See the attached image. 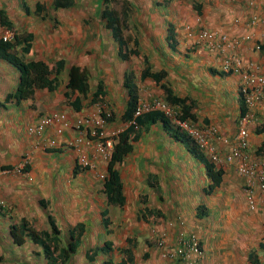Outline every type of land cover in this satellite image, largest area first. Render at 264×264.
Masks as SVG:
<instances>
[{
    "label": "crops",
    "instance_id": "crops-1",
    "mask_svg": "<svg viewBox=\"0 0 264 264\" xmlns=\"http://www.w3.org/2000/svg\"><path fill=\"white\" fill-rule=\"evenodd\" d=\"M26 1L32 8L35 0ZM170 1L157 3L155 12L165 21L169 17L175 22L179 47L162 50L155 40L156 35L141 28L148 33L145 42L148 48L142 44L145 33L141 31V35H136L141 55L122 60L117 43L100 21L98 6L94 10L91 0H74L71 6L59 10L52 9V0H49L40 16L25 13L18 7L3 8L0 0V8L8 13L16 30L32 34L27 60L31 57L51 66L57 61L64 62L54 91L36 90L32 99L0 107V264L45 263L46 257L38 245L28 240L22 245L12 241V224L24 219L37 230H50L49 218L52 217L60 230L59 245L65 246L70 241V236L64 235H69V219L79 218L92 210V206L106 203L99 174L107 173V164L95 152L92 141L73 148L69 142L75 134L66 130L61 136H55L57 146L51 148L46 144L54 137V127H46L40 135L28 132L30 126L53 111L65 112L70 120L96 113L100 102L91 103L89 98L81 97L79 110L64 103L67 70L71 65L89 70L90 94L98 80L103 81L102 103L111 112L107 130L125 123L122 117L129 86L136 85L139 101H150L156 96L170 104L163 98L162 85L165 84L173 94L187 98V103L192 105L193 117L186 119L189 123L216 127L219 134L229 139L237 133L243 77L226 72L223 63L227 58L238 57L241 72L264 75V26L249 25L252 16H264V0H199L201 11L196 10L195 14L200 19H195L193 11L188 12L180 1ZM225 3L229 4V10ZM177 7L180 12L172 13ZM140 8H149V5L142 3ZM90 11L95 16L89 15ZM155 15H150L146 25L156 19ZM145 19L141 17L138 23L143 24ZM188 19L191 20L187 23ZM187 26H191V35ZM201 30L211 32L210 42H197L196 34ZM2 31L0 26V34ZM245 34L251 35L248 41L242 40ZM223 35L227 37L226 43L221 40ZM237 40L239 46L232 44ZM143 55L149 60L152 72L164 74L158 83L150 76L141 78L146 66ZM133 57H140L139 71ZM6 73L10 79L0 82V101L7 91L14 89L19 78L13 66L0 61V76ZM170 106L181 111L176 105ZM140 130L133 150L126 155L123 164L116 166L125 197L123 206H118L122 213L112 216L110 233L104 226L100 228L106 240L116 242L114 249L91 253L93 249L103 248L106 240L102 243L96 236H84V233L81 242L88 245L85 256L92 259L98 255L103 261L114 254L116 262L123 257L120 250L129 248L133 256L131 264H169L163 252L176 245L177 234H183L197 238L201 252L191 254V258L199 264H253L251 259L264 264V194L258 187H253L258 203L251 210L246 203L247 179L240 176L232 164H216L223 174L219 185L210 191L211 180L204 160L195 153L196 147L191 141L173 138L160 120L145 123ZM248 130L246 152L251 159L264 161L259 151L264 143V91L254 108ZM209 140L223 152H228L232 146L215 142L213 138ZM80 154L92 161L93 170H84L78 165ZM22 166L24 169L20 168ZM90 199L94 200L90 201L88 210L86 202ZM103 208L106 211V207ZM144 208L149 211L144 213ZM161 238L166 246L157 244ZM250 252H254L255 259L249 256Z\"/></svg>",
    "mask_w": 264,
    "mask_h": 264
},
{
    "label": "trees",
    "instance_id": "trees-1",
    "mask_svg": "<svg viewBox=\"0 0 264 264\" xmlns=\"http://www.w3.org/2000/svg\"><path fill=\"white\" fill-rule=\"evenodd\" d=\"M74 0H52L50 7L55 10L62 8H67L73 4ZM116 0H98L100 5V21L103 23L104 28L109 30L113 40L118 45V56L122 60H127L129 56H138L141 55L139 49V39L135 34H132L131 31L128 32L126 36L124 34L127 30V24H133V31L138 33L135 25H138V21L141 17H145L143 24L139 23L141 27L146 26L149 18L152 17L149 8L141 9L140 4H147V1L139 0H122L121 9L118 11L112 7V3ZM155 3H162L160 0H154ZM19 9L23 10L25 13H35V15L40 16L43 11L46 10V6L41 1H36L31 8L26 0H20ZM192 4L199 13L201 11V4L196 0H192ZM9 10L12 9L8 8ZM136 11H138L136 13ZM149 15H148V14ZM159 15V14H158ZM156 19V15L154 16ZM0 26L2 29L9 30L13 33L12 40H4L0 37V61H5L11 66H13L18 74L19 78L17 83L14 86L13 90L7 91L2 101H0V107H5L6 103L15 102L18 104L20 101L32 99L36 90L44 89L47 91H54L59 83L58 75L61 73L64 62L57 61L53 66L49 65L45 61L26 59L30 53L31 49V40L32 34L27 32H18L14 22L8 16V13L5 9L0 8ZM173 26L170 24L169 32L167 34L169 44L171 38H174L173 35ZM140 37V36H139ZM145 68L142 70L141 78L150 76L154 79L156 83L160 81L163 77L162 72H152L151 65L149 60L144 56ZM8 73L2 74L0 76V82L7 81ZM90 72L86 67H81L78 65H71L67 70V82H66V91L65 102L72 106L75 110L81 108V97L89 98L91 103L100 102L102 103V98L104 93L102 92L103 81L98 80L95 85L94 90L90 94L89 88V77ZM11 77V75H10ZM163 87V98L166 102L176 105L181 108L183 119H188L193 117L191 113L192 105L187 103V98H181L172 93L170 88L167 85H162ZM264 91V89H263ZM75 94V95H74ZM90 94V95H89ZM242 97V108L241 114L246 111L244 105L243 95ZM139 102V95L137 93L136 85L129 86V98L125 113L122 117L124 121H131L134 119L135 124L142 126L145 123L154 122L160 120L166 130L169 131L170 135L177 140H185L186 142L191 141L196 147V152L201 159L204 160L205 168L207 175L209 176L211 183L209 184V190L217 187L221 181L223 174L222 169L217 168L216 165L209 160H207L198 148L196 143L183 131H181L173 122L164 115L161 111L152 110L145 112L141 115L134 117V112ZM15 105V104H14ZM107 120L110 117L106 118ZM140 137V130L135 131V125L130 124L123 131L118 133L114 137V145L111 151V156L107 162L106 175L102 182L103 193L106 196L107 204H115L116 206L122 207L125 202V197L123 195V185L121 182L120 175L116 166L123 164L124 158L133 150V143L138 140ZM192 149H194L192 147ZM264 155V143L259 151ZM144 213L148 212L144 208ZM142 213V215H144ZM102 222L104 223V228L107 233H110L111 219L109 216H106L107 212L103 211L102 213ZM50 220V230H37L32 227L24 219L20 223L12 224L10 226V236L12 241L18 245H22L26 240L38 245L47 261H50V264H65L69 260L70 256L76 251L78 244L81 242L82 236L85 233V223L79 222L74 225V227L69 229L70 241L65 246H60V230L55 224V220L49 218ZM116 242H113L110 239H107L103 248H97L94 252L97 253V250L100 252L112 251L114 249ZM264 250V243L262 244ZM123 254V257L119 261H113L112 259H105L101 264H131L133 256L129 248H124L120 250ZM249 256L254 258V252H250ZM253 264H258L257 260H252Z\"/></svg>",
    "mask_w": 264,
    "mask_h": 264
},
{
    "label": "built area",
    "instance_id": "built-area-1",
    "mask_svg": "<svg viewBox=\"0 0 264 264\" xmlns=\"http://www.w3.org/2000/svg\"><path fill=\"white\" fill-rule=\"evenodd\" d=\"M249 25L264 26V16L258 17L252 16L249 20ZM189 29V35L192 34L190 30L191 26H187ZM197 35V42L202 40H207L210 42L212 36L211 32L201 30ZM4 39L12 38L10 32H6L3 35ZM251 38L250 34H245L242 37L243 41H248ZM223 42H227V37L223 35L221 37ZM240 41H234L232 44L239 46ZM258 48V45H256ZM242 64L241 59L238 57L227 58L223 63V69L228 72L242 74L243 83L241 87V92L244 95V101L246 105V111L240 114L237 118V133L233 138L229 139L218 133L216 127H199L195 123H189L186 119L181 117L182 112L178 108L170 106V104L165 103L162 99L158 97L152 98L150 101H139L138 107L134 112V117L142 113L159 110L162 111L167 117H170L175 125L187 133L195 143L204 151L207 159L214 163L215 165H225L232 164L235 167L236 172L247 179V186L245 190L247 191L246 203L249 209L253 210L257 206V197L253 193V187L256 185L258 190L264 194V161L262 159H251L249 154L246 152L248 150V124L253 116L254 108L256 107L258 101L260 100L263 89H264V75H257L254 73L241 72ZM241 72V73H240ZM106 116L100 115L99 111L97 115L93 114L91 118H79L70 123L66 116L61 112H54L48 116L42 118L38 125L29 127L30 133H41L47 126L52 124H57L56 134H61L66 128H76L80 132L89 134L91 136H97L103 138L102 143L98 144L97 150L100 154L104 155L106 158L112 149V138L107 137L108 132L105 131L106 127ZM129 124H134L135 121L132 119ZM84 127V130L80 128ZM122 131V128H117L110 132V135L116 136ZM213 138L215 142L221 143L223 145L231 144V148L228 152H223L221 149L217 148L213 141L209 140ZM74 145H79L82 141L81 137L74 140ZM56 140L51 139L48 141L47 146H55ZM84 164L87 161L83 157L81 160ZM264 200V198H263ZM164 238L157 240L159 246H166ZM176 245L170 250L163 252V257L169 262V264H199L191 258V254L200 255V248L197 238L194 235L184 237L183 234H177Z\"/></svg>",
    "mask_w": 264,
    "mask_h": 264
},
{
    "label": "rangeland",
    "instance_id": "rangeland-1",
    "mask_svg": "<svg viewBox=\"0 0 264 264\" xmlns=\"http://www.w3.org/2000/svg\"><path fill=\"white\" fill-rule=\"evenodd\" d=\"M33 1L34 0H32V2ZM36 1H41L42 3H44L45 6H48L49 5V0H35L34 2H36ZM86 1H90V0H86ZM139 1H143V0H139ZM144 1L149 2L150 0H144ZM160 1H163V0H160ZM165 1H167V0H165ZM173 1L174 0H171L170 2H173ZM175 1H180L183 4V6L186 7V9L188 10V12L189 11H193L192 16H195L196 17L195 19H198L199 18L195 14L196 9H195V7L192 4V0H175ZM196 1L199 2V0H196ZM121 2H122V0H116V1H114L112 3V7L114 9H116V10L119 11L121 9ZM1 3L3 5V8L6 7V6L8 8H11V7H13V8L18 7L19 8L20 7V4H19L20 3V0H1ZM154 3H155V1L154 0H151L148 3V5H149L150 13L151 14H153V13L156 14L157 19H155L152 23L150 22L148 25H146L144 27H141L139 25V23H138V25H135L136 28H137L138 33H135L136 31H133V24L128 22L127 28H126L127 30H125L124 34L127 36L129 31H131V33L132 34H135V35H141V31L143 33H145V34H143V37H144L143 39L144 40L142 41V44L144 45V48H148V46H146V43H145L146 42V39H148V33L149 34H155L156 35L155 40L156 41L157 40L159 41V42L157 41V43H158L160 49H162V50H170V49H174V47H175V49H177L179 47V40L178 39L176 40V37H177V34H178L177 31H176V29L173 28V35H174V38L175 39L171 38L170 44H169V40H168V37H167V31L169 32V26H170V24L174 27L175 22L169 20V17L165 21V19L161 15H158V13L155 12V9L157 8L158 4L157 3L154 4ZM90 4L93 5L94 10H95V8H97L96 5L98 7H100L98 0H91ZM165 5H166V3H165ZM224 6H225L226 10H229L228 9V6H229L228 3H225ZM32 7H33V4H32ZM141 9L143 10V8H141ZM50 11H53V10L50 9ZM175 11L180 12V10L178 9V7L175 8L174 10H172V13H175ZM90 12H92V11H90ZM90 12H88L89 15L95 16V14L93 12L92 13H90ZM98 12L99 11H97V14H98ZM137 12L138 11H136V13ZM188 14L190 15L191 13H188ZM171 18H173V17L171 16ZM190 20L191 19H188V20H186V22L188 23V22H190ZM186 22L183 21V23H186ZM93 27H94V25H93ZM141 28H145L148 31V33L145 31V29H141ZM103 31L105 32V30H103ZM2 33L3 32H1V34ZM108 33H110V32H108ZM149 46L151 47V44ZM181 48L183 49V45L181 46ZM30 58L31 57H28V59H30ZM133 59L137 60V63L138 64L135 66V68L138 70L139 69V65L141 64L140 57H138V58L133 57ZM109 63H112V62H109ZM154 97H156V96H154ZM118 127L119 126H116V128H118ZM93 200L94 199H90L89 202H86L87 203V206H88V208H87L88 210L90 209V204H91L90 201H93ZM163 205L166 206L167 203H165ZM103 206L106 207V212H107L106 216H109V218L111 220L113 218L112 216L115 213H118V214H121L122 213V209L121 208H119L118 206H114V205L107 204V201H106V203L104 202V205ZM103 206H99V207L92 206L91 209L93 211L92 210H89V212L87 214H84V215L82 214L79 218L69 219L68 223H70V226L72 228L78 222H85V226H86L85 227V231L86 232H85L84 236L85 235H87V236L88 235L96 236L95 239H98L99 241L101 240L102 243H103V241L106 240V236L104 235V233L102 232L103 235L100 234V228L102 229L103 228V225H104V223L102 222V215H100V211H105L104 208H103ZM82 217L84 218V221L81 220ZM61 221H63V220H61ZM64 235L69 237V235H66V233H64ZM101 237H102V239H100ZM84 250L85 251L88 250V245L85 244L84 241L82 240V242H80L78 244V247H77L76 251L72 254V256H70L69 260L70 261H73L74 260L75 261V264H101L102 260H99V256L98 255L97 256H93L92 259H89V258H87L85 256L86 253H85ZM93 251H94V249L91 251V253H93ZM97 252L99 253L100 251L97 250ZM111 257H112V259L113 258L116 259V257H115L114 254L111 255ZM70 261H69V263H70ZM49 263H51V262L50 261H47V259H45V263L44 264H49Z\"/></svg>",
    "mask_w": 264,
    "mask_h": 264
},
{
    "label": "clouds",
    "instance_id": "clouds-1",
    "mask_svg": "<svg viewBox=\"0 0 264 264\" xmlns=\"http://www.w3.org/2000/svg\"><path fill=\"white\" fill-rule=\"evenodd\" d=\"M100 6V5H99ZM100 10V7H98L97 8V10ZM98 10V11H99ZM98 15H100V13L98 12ZM102 23V22H101ZM103 24V23H102ZM104 26V25H103ZM3 31V33L0 35V37H2L3 38V35L6 33V32H10L11 34H12V38H10V39H4V40H12L13 39V33L11 32V31H9V30H5V29H2ZM107 30V29H106ZM109 31V30H108ZM168 32V31H167ZM154 98V97H153ZM159 98V97H158ZM243 98H244V96H243ZM138 104H139V102H138ZM244 104H245V101H244ZM246 106V105H245ZM137 107H138V105H137ZM136 107V108H137ZM106 108H105V105L103 104V103H101V105L99 104V105H97V111H96V115H97V113H98V111H99V113H100V115H102V116H106V114L108 113V116L107 117H111V112L110 111H108L107 109L105 110ZM159 111V110H158ZM54 112H61V113H63L65 116H66V118L69 120V122L70 123H74V121L75 120H77V119H79V118H91L92 116H93V114L92 115H90V116H88V115H85V116H81V117H78V118H75V119H72V120H70L68 117H67V115H66V113L65 112H63V111H53V112H51L50 114H52V113H54ZM162 112V111H161ZM163 113V112H162ZM50 114H48V115H50ZM94 114V115H95ZM143 114V113H142ZM240 114H241V112H240ZM239 114V115H240ZM48 115H45V116H48ZM141 115V114H140ZM165 115V114H164ZM44 116V117H45ZM166 116V115H165ZM44 117H42V118H44ZM41 118V119H42ZM169 118V117H168ZM40 119V120H41ZM170 119V118H169ZM40 122V121H39ZM39 122L37 123V124H35V125H33V126H36V125H38L39 124ZM129 122L130 121H125V123L124 124H122V125H120L118 128H122V131L126 128V127H128V125H130L129 124ZM106 123L108 124V120L106 119ZM107 124H106V127H105V131H107L108 132V134H107V137H111L112 138V148H113V145H114V137L115 136H111L110 135V132L112 131V130H115V129H117L116 127H114L112 130H107ZM175 124V123H174ZM33 126H30V127H33ZM49 126H52V127H54V137L53 138H51V139H55L56 140V145L55 146H48V147H51V148H54V147H56L57 146V139L55 138V136L56 137H58V136H61L62 134H63V132L64 131H66V130H70V131H73L74 132V137L70 140V142H69V145L71 146V147H78L81 143L83 144L85 141H87V143L89 144L91 141L94 143V149H95V152L96 153H99L98 152V150H97V147H98V144H100V143H102V141H103V138H105V137H103V138H99V137H97V136H91L90 134H89V132H87V134H84V133H82V132H80L78 129H76V128H66L61 134H56V131H55V129H56V126H57V124H52V125H49ZM48 127V126H47ZM179 128V127H178ZM81 130H84L85 128L84 127H81L80 128ZM180 129V128H179ZM45 130V129H44ZM44 130L41 132V133H39V134H37V133H31V134H35V135H40V134H42L43 132H44ZM139 131L140 130V126L139 125H136L135 124V131ZM181 130V129H180ZM141 131V130H140ZM181 131H183V130H181ZM28 132H29V130H28ZM184 132V131H183ZM30 133V132H29ZM185 133V132H184ZM187 134V133H186ZM188 135V134H187ZM189 136V135H188ZM78 137H81L82 138V141L79 143V145H74V140L76 139V138H78ZM109 137V138H110ZM190 137V136H189ZM191 138V137H190ZM50 139V140H51ZM192 139V138H191ZM193 140V139H192ZM49 141V140H48ZM48 141H47V143H48ZM194 141V140H193ZM195 142V141H194ZM47 145V144H46ZM197 145V144H196ZM198 146V145H197ZM198 148L201 150V151H203L199 146H198ZM111 151H112V149H111ZM111 151L109 152V154H108V156L106 157V158H104V155L103 154H100V156L102 157V161L103 162H105L106 164H107V162L109 161V159H110V156H111ZM204 152V151H203ZM205 154V153H204ZM206 156V155H205ZM85 158V160L87 161V164H84L81 160H82V158ZM207 158V157H206ZM78 165H80L84 170H93L94 169V167H95V165L92 163V161H89L88 160V158H87V156L86 155H82V154H80V156H79V158H78ZM21 166V165H20ZM21 169H24V166H22V167H20ZM105 175L106 174H99V179L103 182V180H104V178H105ZM108 259H112V258H108ZM105 260V259H104ZM113 260V259H112Z\"/></svg>",
    "mask_w": 264,
    "mask_h": 264
}]
</instances>
